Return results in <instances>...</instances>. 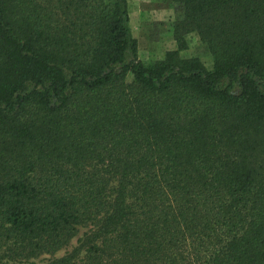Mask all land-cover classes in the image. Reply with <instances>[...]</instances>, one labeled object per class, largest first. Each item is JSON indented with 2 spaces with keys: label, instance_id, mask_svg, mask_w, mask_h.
I'll return each mask as SVG.
<instances>
[{
  "label": "trees",
  "instance_id": "trees-1",
  "mask_svg": "<svg viewBox=\"0 0 264 264\" xmlns=\"http://www.w3.org/2000/svg\"><path fill=\"white\" fill-rule=\"evenodd\" d=\"M171 2L0 0V264H264V0Z\"/></svg>",
  "mask_w": 264,
  "mask_h": 264
},
{
  "label": "rangeland",
  "instance_id": "rangeland-1",
  "mask_svg": "<svg viewBox=\"0 0 264 264\" xmlns=\"http://www.w3.org/2000/svg\"><path fill=\"white\" fill-rule=\"evenodd\" d=\"M111 2L113 0H106ZM129 29L132 37L137 41L138 58L144 63L163 59L168 51L176 50L172 38V23L177 19L178 12L173 8L171 0H126ZM180 17V16H179ZM187 50L181 52L183 58H198L206 69L212 67V58L207 47L200 41L195 33L185 37ZM86 232V229L79 228L78 234L70 242L69 246L59 251L52 258L62 257L77 246L78 239ZM50 256H43L35 263L50 259Z\"/></svg>",
  "mask_w": 264,
  "mask_h": 264
}]
</instances>
